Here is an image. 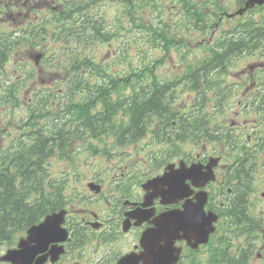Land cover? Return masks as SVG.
I'll return each instance as SVG.
<instances>
[{"label": "flooded vegetation", "instance_id": "obj_1", "mask_svg": "<svg viewBox=\"0 0 264 264\" xmlns=\"http://www.w3.org/2000/svg\"><path fill=\"white\" fill-rule=\"evenodd\" d=\"M252 85L247 90L250 91ZM264 98V97H263ZM250 103L252 98H244ZM264 104V102H263ZM204 158L198 159L201 162H208L216 157L221 159L222 155H217V151L212 154L206 153ZM188 162V161H187ZM220 163L214 162L215 173L219 168H225L226 166L220 165ZM192 164L193 161H189ZM246 164H236L232 170L229 171L232 181H235L234 195L236 199H249L245 179ZM223 177L221 180H224ZM191 183L190 181L188 182ZM231 185L225 182L214 184V188L223 193V190ZM143 189V188H142ZM137 188L134 180H124L122 183L115 186H110V194L115 198V202L111 203L109 208L103 212V215L92 212V220L89 223H99L100 226L95 229L88 226L89 229H84V240L79 247H74L69 252V257L73 260L70 264H119V260L128 252H133L141 246V238L143 232L152 227V223L160 213L172 212V209L185 208L186 205L191 204V197L187 198L183 202H179L177 205L163 206L160 200H155L153 209H149L144 214L147 222L140 225V221L128 220L130 213L142 206L144 202L143 190ZM196 199V198H195ZM208 211H213V208L208 207ZM214 212V211H213ZM127 225H129L127 227ZM14 227V226H13ZM15 233V227L14 232ZM185 241H178L177 246L182 247ZM128 250V251H127ZM127 251V252H126ZM52 263L49 264H62L61 262H53L54 258L52 253L48 255Z\"/></svg>", "mask_w": 264, "mask_h": 264}, {"label": "rangeland", "instance_id": "obj_2", "mask_svg": "<svg viewBox=\"0 0 264 264\" xmlns=\"http://www.w3.org/2000/svg\"><path fill=\"white\" fill-rule=\"evenodd\" d=\"M133 36H136V35H133ZM207 38L208 37L206 36V34H204L202 32L201 34H199V35H197L195 37V40H193V43L195 44L197 42H202L204 39H207ZM202 48L205 49L204 46H201L199 49H196V51H192V50L191 51H188L187 50V51L193 53V52L201 51ZM106 49L107 48H104L103 51H106ZM156 54L159 57H162V55H163L162 52H159V54L158 53H156ZM164 61H165L166 65H165L164 68L160 69V71H162V72L171 71V70L176 71L178 68L176 66H174V63H176L177 66L178 65H181V63H182V61L180 60V58L177 56L176 53H171L169 55L167 54L166 57H165V59H164ZM263 182L264 181L259 178L255 183H253V186L254 187H264L263 186ZM253 200H254V203L256 205V212H255V214H258L259 217L264 216V212H263L264 211V201L259 200L257 197H253ZM263 244H264V238L259 243V246H262ZM253 264H256V261H253Z\"/></svg>", "mask_w": 264, "mask_h": 264}, {"label": "trees", "instance_id": "obj_3", "mask_svg": "<svg viewBox=\"0 0 264 264\" xmlns=\"http://www.w3.org/2000/svg\"><path fill=\"white\" fill-rule=\"evenodd\" d=\"M217 60V57L215 56V52L214 50L212 51V56L208 59H206L203 63H202V67H201V73H202V85H215V75L216 73H214L212 76L209 74L211 72V69L214 68L215 66V62ZM192 73L194 72V70L191 71ZM192 81L195 82L197 81L196 78H194V75H192ZM134 81V79L128 78L127 80V85H136V83H132ZM199 81V80H198ZM201 82L199 81L198 84H200Z\"/></svg>", "mask_w": 264, "mask_h": 264}]
</instances>
